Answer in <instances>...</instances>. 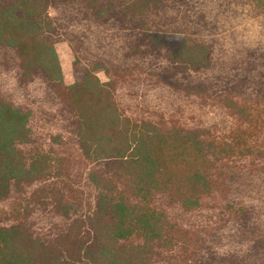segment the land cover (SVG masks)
Returning <instances> with one entry per match:
<instances>
[{"label": "trees", "instance_id": "obj_1", "mask_svg": "<svg viewBox=\"0 0 264 264\" xmlns=\"http://www.w3.org/2000/svg\"><path fill=\"white\" fill-rule=\"evenodd\" d=\"M0 264H264V0H0Z\"/></svg>", "mask_w": 264, "mask_h": 264}, {"label": "rangeland", "instance_id": "obj_2", "mask_svg": "<svg viewBox=\"0 0 264 264\" xmlns=\"http://www.w3.org/2000/svg\"><path fill=\"white\" fill-rule=\"evenodd\" d=\"M55 49L59 58V62L62 69V74L64 78V83L70 85L73 82L72 78V68L71 64L73 61L72 53L65 42H59L55 45ZM101 82H107V77L101 73L98 75ZM118 92V102L125 112L126 115L134 119H152V115L155 113L154 109L151 107L157 100L162 99L166 102L178 103L184 107V123L188 124L190 127H194L197 121H209L208 116L212 118H220L219 128L221 130H226L227 125L233 123L232 118L227 115V113L220 109L217 105H207L201 107L199 101L196 99H188L183 96H176L171 90L159 86L155 81L149 77L136 76L130 80H124L118 82L117 87ZM191 101L197 102V105L190 107L188 103ZM162 112V111H161ZM168 112H173L168 109V111H163L162 113L168 117ZM158 113H155L156 115ZM193 118L192 123L188 122V119Z\"/></svg>", "mask_w": 264, "mask_h": 264}]
</instances>
